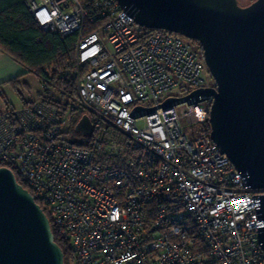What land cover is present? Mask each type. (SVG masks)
<instances>
[{
  "label": "built area",
  "instance_id": "2783aa9c",
  "mask_svg": "<svg viewBox=\"0 0 264 264\" xmlns=\"http://www.w3.org/2000/svg\"><path fill=\"white\" fill-rule=\"evenodd\" d=\"M25 4L42 30L76 37L74 55L35 74V100L0 112V167L47 212L71 264H264V189L213 140V96L182 100L215 87L199 46L149 33L117 0Z\"/></svg>",
  "mask_w": 264,
  "mask_h": 264
},
{
  "label": "water",
  "instance_id": "95a60500",
  "mask_svg": "<svg viewBox=\"0 0 264 264\" xmlns=\"http://www.w3.org/2000/svg\"><path fill=\"white\" fill-rule=\"evenodd\" d=\"M117 1L142 27L171 31L200 44L216 85L182 100L213 96V140L251 189H264V0L247 6L238 0ZM75 130L92 133L87 114ZM259 212L263 225L258 239L264 249V195ZM0 264H65L48 215L8 167H0Z\"/></svg>",
  "mask_w": 264,
  "mask_h": 264
},
{
  "label": "trees",
  "instance_id": "16d2710c",
  "mask_svg": "<svg viewBox=\"0 0 264 264\" xmlns=\"http://www.w3.org/2000/svg\"><path fill=\"white\" fill-rule=\"evenodd\" d=\"M145 30L149 33L162 31ZM75 41V36L63 37L59 33L42 30L34 21L25 0H0V49L24 65L29 72L40 74L44 66L55 63L68 65L73 59ZM193 42L202 52L200 44L197 41ZM17 81L15 78L10 82L15 85ZM84 113V110L78 109L76 119ZM79 143L84 145L82 142ZM17 179L27 187L19 177ZM53 232L56 242L64 251L65 264H71L67 242L63 241L54 229Z\"/></svg>",
  "mask_w": 264,
  "mask_h": 264
},
{
  "label": "crops",
  "instance_id": "0c3cea01",
  "mask_svg": "<svg viewBox=\"0 0 264 264\" xmlns=\"http://www.w3.org/2000/svg\"><path fill=\"white\" fill-rule=\"evenodd\" d=\"M36 78V85L32 84V78ZM17 78V84L10 81ZM39 95V80L34 73L11 55L0 49V112L11 107L21 105L35 100ZM18 96V97H17ZM15 98H20L16 103Z\"/></svg>",
  "mask_w": 264,
  "mask_h": 264
},
{
  "label": "rangeland",
  "instance_id": "374dc122",
  "mask_svg": "<svg viewBox=\"0 0 264 264\" xmlns=\"http://www.w3.org/2000/svg\"><path fill=\"white\" fill-rule=\"evenodd\" d=\"M239 1V4L241 6H247L249 5L250 3H252L253 1L255 0H238ZM196 46V45H195ZM197 47V46H196ZM205 76L207 77V80H208V85L209 86H215L216 85V82H215V79L213 78V76L211 75L208 67L206 66V70H205ZM32 78V84H35L36 85V78L35 77H31ZM185 94H187L186 91H183L181 88H178V89H175L171 92H169L168 94H166L165 96H162L161 99H165L167 98L168 96H172V97H181V96H184ZM18 97V96H17ZM14 101L16 103H19L20 102V98H15ZM22 106V105H21ZM198 127V126H197ZM197 127H193L192 128V131H196L198 128Z\"/></svg>",
  "mask_w": 264,
  "mask_h": 264
}]
</instances>
